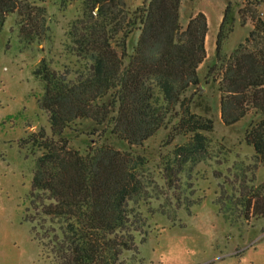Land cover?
Segmentation results:
<instances>
[{"label":"trees","instance_id":"trees-1","mask_svg":"<svg viewBox=\"0 0 264 264\" xmlns=\"http://www.w3.org/2000/svg\"><path fill=\"white\" fill-rule=\"evenodd\" d=\"M180 1L142 0L128 10L125 0H60V11L75 4L77 14L67 31L75 58L58 66L43 57L38 62L34 75L43 83L38 102L47 112L50 134L40 129L22 140L38 153L31 187L35 197L41 192L50 202L33 200V209L42 225L49 222L42 227V238L49 239L55 264H122L123 252L133 248L142 221L129 204L142 190L146 159L115 148L110 138L130 147L169 126L170 136L187 135L163 160V177L169 182L188 160L208 152L206 133L212 132L213 121L191 110L194 93L185 96L199 84L207 23L198 12L181 27ZM230 6L226 4L216 34L217 59L233 30ZM9 13H16L19 36L27 42L46 37L43 5L0 0V32ZM250 20L252 30L218 67L221 117L229 125L248 107L259 112L261 117L249 124L244 138L254 158L264 162V21L253 14ZM246 23L240 18V25ZM135 30L139 35L129 51ZM82 119L102 126L84 153L69 147L67 137Z\"/></svg>","mask_w":264,"mask_h":264},{"label":"rangeland","instance_id":"rangeland-1","mask_svg":"<svg viewBox=\"0 0 264 264\" xmlns=\"http://www.w3.org/2000/svg\"><path fill=\"white\" fill-rule=\"evenodd\" d=\"M47 11L48 32L44 39L27 42L19 36L16 13L6 16L0 32V264H55L43 229L49 226L33 209L49 203L44 194L33 195L31 182L38 153L22 140L43 129L48 135V115L38 102L43 83L34 75L40 59L58 65L75 57L71 53L68 26L77 12L75 4L59 10L60 0H30ZM142 0H125L133 10ZM179 24L185 27L193 13L208 19V35L218 28L223 7L231 3L233 30L220 46V59L208 58L197 70L199 84L191 110L213 121L208 152L188 160L169 182L164 179L163 160L187 135H169L171 126L160 128L140 145H127L110 138L117 149L146 159L141 169L142 190L130 202L142 225L134 232L133 248L123 252L122 264H264V162L254 158L245 131L261 115L254 108L237 122L226 125L221 117L220 63L228 62L235 47L252 30L250 17L264 21V0H181ZM240 18L248 23L240 25ZM135 30L127 46L134 44ZM254 36L260 41L261 34ZM259 38V39H258ZM212 38L208 43L210 51ZM215 63V64H214ZM213 65L208 81L204 78ZM216 68V69H215ZM218 68V69H217ZM96 129V131L94 130ZM102 126L78 120L68 134V146L85 152L98 139ZM247 204L248 206H245ZM45 221V220H44ZM32 225H36L32 232ZM36 237V238H34ZM39 238L40 242H39Z\"/></svg>","mask_w":264,"mask_h":264},{"label":"crops","instance_id":"crops-1","mask_svg":"<svg viewBox=\"0 0 264 264\" xmlns=\"http://www.w3.org/2000/svg\"><path fill=\"white\" fill-rule=\"evenodd\" d=\"M181 4V3H180ZM225 6H226V4L224 5V7H223V11H222V14L220 15V17H219V19H218V28H219V25H220V23H221V21H222V19H223V12H224V9H225ZM181 9V7H179V10ZM198 12H202V11H198ZM198 12H195V13H193L192 14V16H194L196 13H198ZM203 13V12H202ZM204 14V13H203ZM205 15V14H204ZM205 18H206V23H207V32H206V35H205V41H204V44H205V51H206V57H205V60L198 66V69L199 68H201V66L203 65V63L208 59V58H210V57H212V56H214L215 55V47H216V34H217V31H218V28H217V30H216V32L214 33V38H213V36L212 37H210L209 35H208V19H207V17L205 16ZM249 21H247V23H248ZM246 37V36H245ZM212 38V42H211V48H210V51H209V48H208V43H209V41H210V39ZM245 39V38H244ZM243 42V41H242ZM241 43V42H240ZM236 48V47H235ZM197 69V70H198Z\"/></svg>","mask_w":264,"mask_h":264},{"label":"built area","instance_id":"built-area-1","mask_svg":"<svg viewBox=\"0 0 264 264\" xmlns=\"http://www.w3.org/2000/svg\"><path fill=\"white\" fill-rule=\"evenodd\" d=\"M256 1H260V0H256Z\"/></svg>","mask_w":264,"mask_h":264}]
</instances>
